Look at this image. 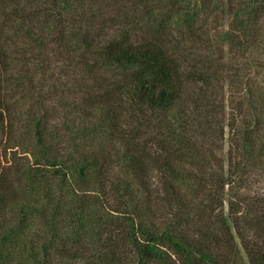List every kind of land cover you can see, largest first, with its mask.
<instances>
[{"label":"trees","instance_id":"obj_1","mask_svg":"<svg viewBox=\"0 0 264 264\" xmlns=\"http://www.w3.org/2000/svg\"><path fill=\"white\" fill-rule=\"evenodd\" d=\"M4 1L83 96L35 119L17 183L0 154V263L264 264V0Z\"/></svg>","mask_w":264,"mask_h":264},{"label":"rangeland","instance_id":"obj_2","mask_svg":"<svg viewBox=\"0 0 264 264\" xmlns=\"http://www.w3.org/2000/svg\"><path fill=\"white\" fill-rule=\"evenodd\" d=\"M51 48L49 49L51 50ZM230 51L231 46L226 45L224 67L233 63H244L239 50L236 52V48H234L232 54ZM42 55H44L43 59ZM263 57L259 50L254 51L253 58L259 60ZM44 58L50 59V62H44ZM66 66V63L57 60L53 51H41L34 42L24 37V34L20 32L19 14H15L6 1L0 0V92L6 107V123L4 130L0 133V154L5 173L11 174L9 176L11 182L17 183L20 169L33 161L25 151L33 136L32 128L35 119L46 113H54L55 116H59L63 112L61 110L63 106L76 99L79 100L83 96L79 92L77 83L69 76ZM243 73L245 74V72H241L242 75ZM228 77V69H224L223 77L210 82L212 86L209 93L218 95V105H224L225 108L222 110L224 115L218 116L222 124L216 126L217 128L227 126L230 108L242 99L241 88L234 86L232 79ZM231 90L237 96L232 95ZM196 91L198 89L195 85L189 89V93ZM227 129L224 141H214L218 147H224L223 153L228 151ZM216 130L218 131V129ZM201 141H207L205 144L208 146L213 144L212 139L205 138L203 140L202 138ZM218 155L222 156V151H219ZM253 181L251 190L245 193L264 194V177H254ZM13 220L15 219L11 212L3 211L0 214V227L8 222H13ZM3 227L5 226L3 225ZM39 229L41 227L35 226L31 234L35 235ZM2 232L3 230L0 228V241ZM16 252L14 264H20V249H17ZM23 260L22 262H24ZM30 262L31 259H29Z\"/></svg>","mask_w":264,"mask_h":264}]
</instances>
